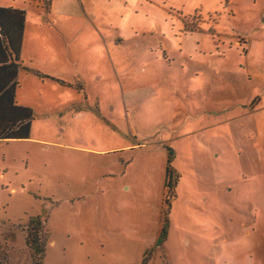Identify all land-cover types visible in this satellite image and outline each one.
<instances>
[{"label":"rangeland","instance_id":"1","mask_svg":"<svg viewBox=\"0 0 264 264\" xmlns=\"http://www.w3.org/2000/svg\"><path fill=\"white\" fill-rule=\"evenodd\" d=\"M49 1L0 0L26 12L24 67L69 85L19 72L2 257L35 264L39 216L43 264H264V0Z\"/></svg>","mask_w":264,"mask_h":264},{"label":"trees","instance_id":"2","mask_svg":"<svg viewBox=\"0 0 264 264\" xmlns=\"http://www.w3.org/2000/svg\"><path fill=\"white\" fill-rule=\"evenodd\" d=\"M25 21L26 12L24 10L0 6V141L23 140L30 137L34 113L30 108L19 105L16 100L19 87L18 75L21 70L33 73L41 80L56 81L63 86H69L63 81L24 67L21 61V51ZM171 161L169 158L164 178L167 210L164 213V226L158 238V245L163 244L167 239L168 214L172 206L171 200L175 198V187L178 180L177 175L170 168ZM27 232L26 245L32 260L35 264H43L46 248L50 243V235L47 230H44L41 217L30 218ZM0 264H10L2 257L1 252Z\"/></svg>","mask_w":264,"mask_h":264},{"label":"crops","instance_id":"3","mask_svg":"<svg viewBox=\"0 0 264 264\" xmlns=\"http://www.w3.org/2000/svg\"><path fill=\"white\" fill-rule=\"evenodd\" d=\"M29 69V68H28ZM19 76V75H18ZM17 100V99H16ZM18 103V102H17ZM19 104V103H18ZM20 105V104H19ZM21 106H24V105H21ZM24 107H27V106H24ZM29 108V107H28Z\"/></svg>","mask_w":264,"mask_h":264}]
</instances>
